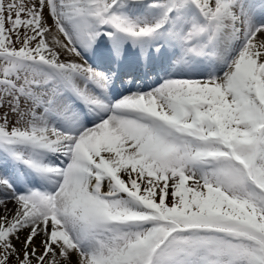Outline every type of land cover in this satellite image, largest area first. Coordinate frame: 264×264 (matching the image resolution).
I'll return each mask as SVG.
<instances>
[{
    "label": "snow or ice",
    "instance_id": "6c2138e0",
    "mask_svg": "<svg viewBox=\"0 0 264 264\" xmlns=\"http://www.w3.org/2000/svg\"><path fill=\"white\" fill-rule=\"evenodd\" d=\"M0 264H264V0H0Z\"/></svg>",
    "mask_w": 264,
    "mask_h": 264
},
{
    "label": "rangeland",
    "instance_id": "374dc122",
    "mask_svg": "<svg viewBox=\"0 0 264 264\" xmlns=\"http://www.w3.org/2000/svg\"><path fill=\"white\" fill-rule=\"evenodd\" d=\"M257 2H259V0H257ZM160 75H163V73H160ZM155 78V77H154Z\"/></svg>",
    "mask_w": 264,
    "mask_h": 264
}]
</instances>
